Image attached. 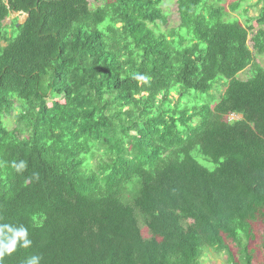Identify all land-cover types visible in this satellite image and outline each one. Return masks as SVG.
<instances>
[{
    "label": "trees",
    "instance_id": "16d2710c",
    "mask_svg": "<svg viewBox=\"0 0 264 264\" xmlns=\"http://www.w3.org/2000/svg\"><path fill=\"white\" fill-rule=\"evenodd\" d=\"M170 1L0 0V223L33 241L0 264H254L264 0H176L174 26Z\"/></svg>",
    "mask_w": 264,
    "mask_h": 264
},
{
    "label": "rangeland",
    "instance_id": "374dc122",
    "mask_svg": "<svg viewBox=\"0 0 264 264\" xmlns=\"http://www.w3.org/2000/svg\"><path fill=\"white\" fill-rule=\"evenodd\" d=\"M166 1H168V0H166ZM175 1L176 0L170 1V3H172V4L169 6H165V4H164V8H163V10L165 12L169 13V24L173 25V26L178 23L177 22L178 16L176 14L177 12L175 9V4H176ZM228 2H229V0H228ZM254 3H256V0H251L250 2L247 3V5L251 6ZM244 8H246V6L242 7L241 9H244ZM233 16L234 17L238 16L239 18H241L240 13L234 14ZM256 16H257V12L250 10L249 17H256ZM15 18H17V20H18V24H22L27 19V16L24 14H13L6 21V24H9L11 22V20L15 19ZM110 24L111 23L109 22V25ZM106 26H108V25H107V23L104 22L103 24L98 26V29L101 31H104ZM116 27H118V26L116 25ZM114 28H115V26H114ZM262 60H264V58L254 59V61L247 68V70L245 72H243L244 75H241L240 78L242 80H244L245 76H249V75L253 74L255 65L258 66V65L262 64ZM173 86L175 87L176 85H173ZM175 88H177V87H175ZM160 97H165L167 99V101H169L170 103H172L174 100H177V98H178V96L176 95V92L174 91V88L171 86L167 90L162 91L159 94L158 98H160ZM183 103H184V105H186L187 107L190 108V107L199 106V105L206 103V102H205V97L203 95H198V100L196 99V101H194V100L191 101L189 98H187V99L183 100ZM210 106L212 108L214 106V103H211ZM8 126H9V129L13 128V124H11V123H8ZM253 232H254V240L251 243V245L256 250V258H255L254 264H264V248L262 247V244L264 243V222L257 223L255 225H253ZM143 235L145 237L147 236V231L145 229L143 230ZM225 260H226L225 256L218 257L217 255H209L208 257H206L203 260V264H225L224 263Z\"/></svg>",
    "mask_w": 264,
    "mask_h": 264
},
{
    "label": "clouds",
    "instance_id": "9594fccd",
    "mask_svg": "<svg viewBox=\"0 0 264 264\" xmlns=\"http://www.w3.org/2000/svg\"><path fill=\"white\" fill-rule=\"evenodd\" d=\"M133 78L137 81L148 82L150 77L146 74L135 73ZM17 168H23L24 165H14ZM33 241L30 238L29 231L24 225L14 223H0V258L14 253L17 248L28 249L32 247ZM40 255H30L26 258L24 264H41Z\"/></svg>",
    "mask_w": 264,
    "mask_h": 264
},
{
    "label": "bare ground",
    "instance_id": "6f19581e",
    "mask_svg": "<svg viewBox=\"0 0 264 264\" xmlns=\"http://www.w3.org/2000/svg\"><path fill=\"white\" fill-rule=\"evenodd\" d=\"M256 101V100H255ZM183 162V161H182Z\"/></svg>",
    "mask_w": 264,
    "mask_h": 264
},
{
    "label": "water",
    "instance_id": "95a60500",
    "mask_svg": "<svg viewBox=\"0 0 264 264\" xmlns=\"http://www.w3.org/2000/svg\"><path fill=\"white\" fill-rule=\"evenodd\" d=\"M18 26V25H17Z\"/></svg>",
    "mask_w": 264,
    "mask_h": 264
}]
</instances>
